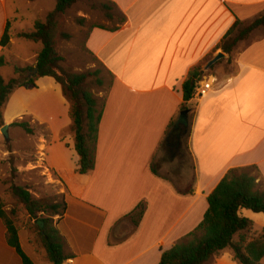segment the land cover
I'll list each match as a JSON object with an SVG mask.
<instances>
[{
	"label": "crops",
	"instance_id": "crops-1",
	"mask_svg": "<svg viewBox=\"0 0 264 264\" xmlns=\"http://www.w3.org/2000/svg\"><path fill=\"white\" fill-rule=\"evenodd\" d=\"M101 1L120 22L85 29L84 50L103 81L96 96L101 119L94 169L76 173L69 106L50 78L38 79L35 90H16L3 124L10 127L26 117L48 130L51 143L41 139L37 154L39 165L56 174L66 205L56 221L70 255L64 264H159L163 252L201 223L208 195L229 170L251 168L257 190L264 191V28L234 54V73L220 70L226 56L212 71L202 67L198 86L211 81L212 87L187 103L188 128L173 129L166 140L169 125L182 118L181 85L189 72L217 56L218 44L236 21L263 15L264 0ZM13 13L12 19L8 0H0V42L6 28L10 36L8 46H0V69L12 67L11 79L14 61L34 70L41 50L28 59L12 51L16 41L34 43L17 38L23 32L15 26L24 20L17 7ZM139 204L145 209L135 228L128 215ZM238 215L252 222L250 238L264 232V215L247 210ZM18 239L33 264H50L28 234L18 232ZM0 264H21L6 243L1 220ZM206 264L235 263L226 249Z\"/></svg>",
	"mask_w": 264,
	"mask_h": 264
},
{
	"label": "trees",
	"instance_id": "trees-1",
	"mask_svg": "<svg viewBox=\"0 0 264 264\" xmlns=\"http://www.w3.org/2000/svg\"><path fill=\"white\" fill-rule=\"evenodd\" d=\"M54 2V11L48 14L43 22L37 21L31 32L17 35L18 39L41 45L34 68L37 70V74L31 77L32 68H14V76L23 78L22 81L17 78L5 81L0 77V128L4 126V110L16 90L22 88L32 91L37 88L38 79H52L59 85L62 96L69 106L71 133L74 150L78 157L76 173L85 175L94 169V153L101 119V110H97V99L90 91L89 86L93 84L96 88L101 89L103 81L99 71L72 74L61 68L60 64L63 63V58L58 54L55 44L58 34L57 22L59 17L74 4L75 0H54ZM107 17L111 19L113 16L108 15ZM260 28H264V14L247 25L236 21L218 44L217 50L220 51L218 54L229 57L238 43L247 40L252 32ZM60 36L62 39H68V36L64 34ZM9 43L10 36L8 28H6L0 46L5 48ZM3 64V60L0 59V66ZM202 77L203 71L200 65L192 69L182 83L181 112L189 111L186 105L194 97L195 89L202 81ZM188 117L189 115L181 118L177 123L169 125L166 140L172 137L173 129L188 128ZM11 127L32 134V131L24 123H13ZM251 171V168H248L232 169L227 172L208 195V207L201 223L192 233L181 239L168 251L163 252L159 264H206L226 249L232 252L235 264H260L264 259V232L257 238H250L252 222L238 215L239 210L264 215V191L257 190L256 178L252 176ZM152 173L155 174V171L152 170ZM10 191L23 207L27 217L31 221H35L37 244L30 243L39 253L45 255L50 264H64L70 259V255L65 252L64 238L53 220L54 217H58V221L63 218L66 212L64 201L61 200L60 203L37 201L31 198L26 190L16 186H11ZM144 209V204H139L128 215L135 228L138 227L143 217ZM0 220L6 229V243L16 252L21 264H33L22 252L18 229L6 219L1 201Z\"/></svg>",
	"mask_w": 264,
	"mask_h": 264
},
{
	"label": "rangeland",
	"instance_id": "rangeland-1",
	"mask_svg": "<svg viewBox=\"0 0 264 264\" xmlns=\"http://www.w3.org/2000/svg\"><path fill=\"white\" fill-rule=\"evenodd\" d=\"M16 7L19 10L20 17L24 21L16 24L15 31L29 33L32 31L31 22H43L46 16L54 11L55 2L54 0H8V8L12 19L16 17L13 13ZM108 15H112L113 17L110 19L107 17ZM252 21L247 22L246 25ZM118 22H120L119 15L101 0H75L74 4L59 17L57 22L58 34L55 44L58 54L63 58V63L60 64L61 68L72 74L100 72V67L84 50L85 29L91 26H115ZM61 34L68 36V39H62ZM251 35L247 40L236 45L228 57L227 63L220 67L222 73L232 74L235 72L232 58L234 54L249 42ZM40 46L39 44L36 45L20 40L14 43L12 51L16 55L19 54L21 59H28L31 57L34 49H40ZM212 58L213 56L211 55L204 60L201 66L204 67ZM220 61L216 64L222 63V60ZM13 63L15 68L23 66L21 60L14 61ZM216 70L219 71V69ZM0 77L5 81L10 80L12 77V67L0 69ZM16 78L14 76V79ZM17 79L22 81L23 78ZM89 89L96 97L101 95L103 87L98 89L93 84H90ZM100 102L99 104L97 103V110L100 108ZM16 123H24L32 131V134H27L22 129L10 126V131L8 129L9 141L6 142L0 133V201L6 219L12 222L18 229V232L28 234V239L31 243L35 242L37 244L35 241V221H31L27 217L26 212L11 193L10 188L11 186L23 188L30 194L31 198L37 201L60 203L61 198L58 195L59 190L56 187L59 184L58 180H56L57 176L53 171L41 166L42 164L39 165L40 161L38 157L40 156L37 154V145L40 144L41 139L50 140L48 130L44 126L33 124L26 117ZM55 150L56 158L59 159L61 151L58 145ZM53 220L56 222L58 217H54ZM260 264H264V259Z\"/></svg>",
	"mask_w": 264,
	"mask_h": 264
},
{
	"label": "water",
	"instance_id": "water-1",
	"mask_svg": "<svg viewBox=\"0 0 264 264\" xmlns=\"http://www.w3.org/2000/svg\"><path fill=\"white\" fill-rule=\"evenodd\" d=\"M223 58L222 54H218L217 56H215L210 62H208V64L205 67V71H208L210 69V67H212L216 62H218L220 59ZM37 74V70L34 69L31 77H34ZM189 115V111H185V112H181L180 113V117H187ZM8 129L9 126L4 125L1 129H0V133L1 136L3 137L4 141L8 142L9 141V136H8Z\"/></svg>",
	"mask_w": 264,
	"mask_h": 264
},
{
	"label": "built area",
	"instance_id": "built-area-1",
	"mask_svg": "<svg viewBox=\"0 0 264 264\" xmlns=\"http://www.w3.org/2000/svg\"><path fill=\"white\" fill-rule=\"evenodd\" d=\"M211 87H212L211 81H207L206 83H203L202 85L198 86L195 89L194 95L200 98L203 95V92L210 90Z\"/></svg>",
	"mask_w": 264,
	"mask_h": 264
}]
</instances>
